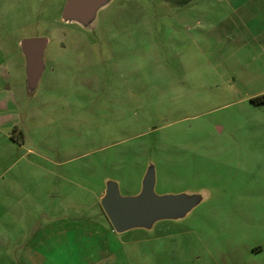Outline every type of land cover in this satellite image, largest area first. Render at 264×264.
Masks as SVG:
<instances>
[{"label": "rangeland", "instance_id": "1", "mask_svg": "<svg viewBox=\"0 0 264 264\" xmlns=\"http://www.w3.org/2000/svg\"><path fill=\"white\" fill-rule=\"evenodd\" d=\"M0 0V264H264V0ZM46 36L29 90L25 38ZM200 192L115 231L107 181Z\"/></svg>", "mask_w": 264, "mask_h": 264}, {"label": "water", "instance_id": "2", "mask_svg": "<svg viewBox=\"0 0 264 264\" xmlns=\"http://www.w3.org/2000/svg\"><path fill=\"white\" fill-rule=\"evenodd\" d=\"M110 2L111 0H66L62 18L66 22H77L86 28H92L98 12ZM48 43L49 38L46 36L21 41V49L27 62L28 88L31 91L38 86L45 70L44 57ZM155 186L156 167L153 164L148 167L142 189L136 194L124 195L116 180L107 181L101 205L115 231L123 233L134 228L151 229L158 221L184 218L205 199L200 192L158 194Z\"/></svg>", "mask_w": 264, "mask_h": 264}, {"label": "trees", "instance_id": "3", "mask_svg": "<svg viewBox=\"0 0 264 264\" xmlns=\"http://www.w3.org/2000/svg\"><path fill=\"white\" fill-rule=\"evenodd\" d=\"M255 101H264V94L254 98Z\"/></svg>", "mask_w": 264, "mask_h": 264}]
</instances>
